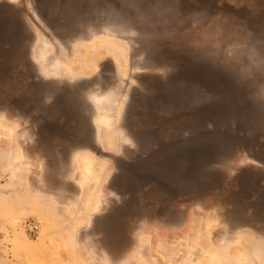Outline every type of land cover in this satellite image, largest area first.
Listing matches in <instances>:
<instances>
[{
    "label": "rangeland",
    "instance_id": "rangeland-1",
    "mask_svg": "<svg viewBox=\"0 0 264 264\" xmlns=\"http://www.w3.org/2000/svg\"><path fill=\"white\" fill-rule=\"evenodd\" d=\"M0 12V264H264V0H0ZM198 68L253 100L212 97ZM214 139L225 153L207 188L128 173Z\"/></svg>",
    "mask_w": 264,
    "mask_h": 264
},
{
    "label": "water",
    "instance_id": "water-1",
    "mask_svg": "<svg viewBox=\"0 0 264 264\" xmlns=\"http://www.w3.org/2000/svg\"><path fill=\"white\" fill-rule=\"evenodd\" d=\"M0 16H3L2 12ZM2 21L0 20V31H5L8 22L6 24ZM148 60L150 59L146 61ZM201 71V68L192 70L191 78L194 82L201 83V88H207L206 92L212 97H220L233 106L238 105L244 95L245 102L253 100L246 91L244 94L233 88L231 79L223 73H210L207 82H204L205 77ZM258 104L260 107L264 106V96ZM224 153L223 147L215 139L188 141L169 146L156 156L134 162L141 167L142 172L128 173L135 178H148L176 194L193 192L210 185L212 167L219 163Z\"/></svg>",
    "mask_w": 264,
    "mask_h": 264
},
{
    "label": "bare ground",
    "instance_id": "bare-ground-1",
    "mask_svg": "<svg viewBox=\"0 0 264 264\" xmlns=\"http://www.w3.org/2000/svg\"><path fill=\"white\" fill-rule=\"evenodd\" d=\"M41 52V51H40ZM107 102H108V99H102L101 100V103L102 104H104V105H107ZM108 124V121L106 120V119H104L103 120V125L106 127V125ZM107 128V127H106ZM103 129H104V127H103ZM104 131H106L105 129H104ZM87 166V165H86ZM88 167V166H87ZM86 170H87V173H89L88 171H90V169L89 168H86ZM87 176V175H86Z\"/></svg>",
    "mask_w": 264,
    "mask_h": 264
},
{
    "label": "built area",
    "instance_id": "built-area-1",
    "mask_svg": "<svg viewBox=\"0 0 264 264\" xmlns=\"http://www.w3.org/2000/svg\"><path fill=\"white\" fill-rule=\"evenodd\" d=\"M23 227H26L27 230H29V232L32 234L35 232V226H33L32 224H29L28 222H25Z\"/></svg>",
    "mask_w": 264,
    "mask_h": 264
}]
</instances>
